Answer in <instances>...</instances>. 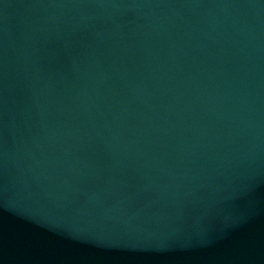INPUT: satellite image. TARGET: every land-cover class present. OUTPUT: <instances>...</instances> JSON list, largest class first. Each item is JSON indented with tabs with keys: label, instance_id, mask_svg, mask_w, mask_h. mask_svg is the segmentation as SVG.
<instances>
[{
	"label": "water",
	"instance_id": "1",
	"mask_svg": "<svg viewBox=\"0 0 264 264\" xmlns=\"http://www.w3.org/2000/svg\"><path fill=\"white\" fill-rule=\"evenodd\" d=\"M0 264H264V0H0Z\"/></svg>",
	"mask_w": 264,
	"mask_h": 264
}]
</instances>
